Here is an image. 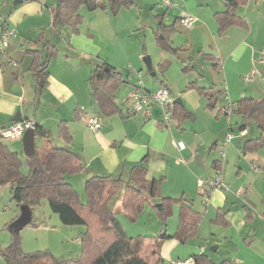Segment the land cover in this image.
I'll use <instances>...</instances> for the list:
<instances>
[{
  "label": "crops",
  "instance_id": "0c3cea01",
  "mask_svg": "<svg viewBox=\"0 0 264 264\" xmlns=\"http://www.w3.org/2000/svg\"><path fill=\"white\" fill-rule=\"evenodd\" d=\"M56 3L57 0H0V29L8 27L17 33L15 37H11L3 52H0V129L14 122L16 113H19L22 119L42 125L52 142L69 147L83 164V169L79 172L66 175L69 176V182L74 176H84L86 179L92 175H110L126 181L133 165L141 162L147 169V178L161 179L163 184L170 177L169 169L173 166L171 164H175L172 153L186 156L193 172H198L200 165L207 168V171L209 169L212 173L209 176L217 169H223L222 180L227 188L201 191L202 200L199 206H195L193 196L186 194V187L182 188L180 196H176L173 188H165V193H162L165 196L190 199L193 208L201 212V218L194 236L184 242L175 238L166 239L161 245L160 255L170 263L174 259L203 254L210 260L209 264H220L223 260H229L233 264H264V188L257 190L254 185L260 174L250 169L251 180H245L238 179L239 173L234 175L226 172L227 168L237 165L241 169L251 166L255 168L257 165L262 167L263 170L260 171L264 174V145L257 148L245 145L247 139L259 136V129L256 127L253 131L246 130L245 118L241 119L239 124L235 121L240 132L239 138L232 143L228 140L225 144H219L218 138H214L209 147L210 150L223 146L224 160H221L219 151L208 150L204 154L202 165L195 141L189 148L184 144L183 149H178L173 144V140H181L180 134L168 122L164 123L160 106H152L150 115H141L133 110L132 105L124 104L125 100H119L120 93L116 88V109H108L106 99L93 92L90 83V88L84 84L86 80L89 82L92 68L104 61L120 71L129 84L128 90L136 76L142 77L139 59L132 61L126 54L125 59L121 61L124 51L115 43L116 40L111 41L112 35L118 34L117 22L124 21L128 26L134 25L132 6L121 9L116 14L110 13L108 9L87 10L81 7L79 12L82 20L79 31L77 34L68 35V28L62 27L56 31L51 25L52 9ZM166 7L176 8L174 14L177 15L173 21H166L165 12H158L155 14V22L159 25V19L164 24L176 21L175 30L178 23L187 29L186 37L179 42L178 46L183 49L178 52L177 57L180 62L189 56L193 57L190 64L192 68L189 69L192 76L188 78L185 88L180 89L186 102L171 95L168 77L162 76L159 80V86L169 89L173 102L180 99V102H176L187 110L184 116H173L171 112V117L178 120L176 126L183 129L180 120L192 113L188 107L199 105L204 97L195 85L210 87L211 91L224 89L217 98L214 113L216 117L222 111L221 106L236 101L244 93V88L240 87L241 80L249 82L257 73L261 76V68L259 71L251 64L255 59L258 64L264 66L260 61L264 49V0H245L244 4H239L236 11L244 17V24L233 23L222 31L218 28L215 13L224 10V0H172V4ZM124 11L127 13L124 14ZM184 15L194 17L189 27L176 20ZM123 16H126L124 20L121 19ZM151 21L150 19L149 22L154 27L155 22ZM136 23L139 25V18ZM196 32L205 33L209 39L203 40L207 46L203 45L190 53L189 47L192 49L191 43ZM217 35L220 42L214 44ZM53 48L54 55L49 58L46 66V83L39 86L32 74V59L45 58ZM81 48L84 50H80ZM203 53L208 57L202 56ZM73 56L81 59L79 69L82 72L74 77L70 75V69L65 70L62 67V64ZM197 56L213 61V72L217 73V77L219 73L221 75L219 82L212 80V84H206L203 73L197 69ZM166 61L165 65L161 64L163 68L170 63V60ZM252 69V77L245 80L244 76ZM223 74L228 81L227 86L222 82ZM189 83L193 84L190 88ZM83 108L92 109L90 114L98 115L100 128L93 131L85 127L84 118H81L79 112ZM230 120L231 116L230 129H234V123ZM60 123L66 124L71 134L69 142L59 133ZM35 138L36 136L34 141ZM123 185L121 182L116 200L113 201V197L109 201L114 202L113 206H121ZM253 190L260 194L258 198L252 195ZM200 204L203 206L200 207ZM172 208L171 216L176 212V221L171 228L166 223L168 233H173L178 223V205L175 203Z\"/></svg>",
  "mask_w": 264,
  "mask_h": 264
},
{
  "label": "trees",
  "instance_id": "16d2710c",
  "mask_svg": "<svg viewBox=\"0 0 264 264\" xmlns=\"http://www.w3.org/2000/svg\"><path fill=\"white\" fill-rule=\"evenodd\" d=\"M133 2L134 0H57L52 9L51 25L56 31L66 27L68 35L76 34L82 20L79 12L81 7L87 10L108 9L110 13L116 14L121 9L131 7ZM244 3L245 0H224V10L215 13L220 31L233 23L244 24V17L238 15L236 11L237 6ZM181 17L176 20L180 22ZM175 23L176 21L164 24L159 19V25L154 30L158 35L155 37L157 44L164 49L172 50L173 53L183 49L170 45ZM54 52L53 48L45 58L32 59V74L39 86L46 83V66ZM205 54L202 56L205 57ZM192 59L193 57L189 56L181 60L184 71L192 68L190 65ZM88 80L92 91L104 97L108 109L115 111L114 92L119 84L125 81L120 71L104 61L92 68ZM191 86L193 84L189 83L188 88ZM138 87L139 85L131 84V88ZM195 87L205 97V105L210 109L216 106L218 96L224 92L223 88L211 91L210 87L196 85ZM229 105L231 112L241 113L242 118H253L260 131L259 136L247 139L245 145H250L251 148L264 145V92L257 98L241 96ZM167 107L173 116H184L187 113L184 106L176 101ZM221 107L224 111L225 105ZM224 113L226 114L225 111ZM34 125V137H40L42 142L39 145L35 144L34 152L25 157L28 167L25 173L21 170L22 163L18 153L6 146L0 138V184L9 185L11 197L18 205L25 203L31 209L45 198L50 210L58 215L61 223L83 225L84 230L79 235L81 252L66 259L57 258L47 249L24 252L20 247L19 230L10 228V241L0 250L5 264H157L162 259L160 248L166 239L175 238L179 242H184L195 235L201 212L193 208L190 199L163 195L160 192L161 179H148L147 169L141 162L133 165L126 181L110 175L87 177L84 181L86 200L80 201L77 191L66 180V175L83 169L80 158L69 147L54 144L42 125L38 123ZM227 126L229 129L232 128L230 122ZM59 133L65 141H70L71 134L66 124H59ZM121 182L124 184L120 197L121 208L132 220L136 218L145 202H152V208L163 224L155 235L141 238L125 233L114 210L108 205L116 196ZM175 203L178 205V223L174 232L168 233L164 226ZM191 257L194 264L210 263L203 254ZM220 264L233 263L223 260Z\"/></svg>",
  "mask_w": 264,
  "mask_h": 264
},
{
  "label": "rangeland",
  "instance_id": "374dc122",
  "mask_svg": "<svg viewBox=\"0 0 264 264\" xmlns=\"http://www.w3.org/2000/svg\"><path fill=\"white\" fill-rule=\"evenodd\" d=\"M131 6V8L133 9V15H135L134 25L128 26L125 24L124 21L117 22L118 34L116 36L112 35L111 38V41L116 40L115 43L120 47V49L124 51L120 59L121 61L125 59L126 54L127 57H129L132 61H137L139 59V63L141 64L142 77L140 78L136 76V78L133 79L131 82H134L135 84L139 85L144 89L146 88L150 90H155L160 84V78H162V76H164V78L168 77V87L171 90V95L174 98L180 97V99H183L184 102H186L187 100L182 95L180 89L185 88L188 78L192 76V72H190L189 70H183L181 62L177 57L178 52H176L175 54L172 50L164 49L157 44L155 37H157L158 35L156 31L154 32V30L157 29V22H155V14L158 12H165V20H169V22H172L174 17L177 15L174 14L176 8H167V5L163 3L162 0H134ZM123 13L126 14L127 12L124 11ZM125 17L126 16H123L121 19L124 20ZM137 18H139L140 21L139 25L138 23H136ZM150 19L152 20L151 22H155L154 27L149 22ZM262 29L264 33V26ZM186 32L187 29L181 27V25L178 23L176 26V30L171 34L170 45L172 47L178 46L179 42H182L183 38L186 37ZM218 35L216 37V41L214 40V44L220 42ZM10 39L11 38L8 39V43H10ZM208 39L209 37L205 33L196 32L191 43L192 49L189 47L190 53L195 52L197 48L202 47L203 45L207 46L205 45V43H203V40ZM6 46L7 45L3 46V48H6ZM80 50H84V48H81ZM146 56L150 57L151 69H148L145 64L143 57ZM166 60H170V63L167 67L163 68L161 64L165 65L167 63ZM197 61L199 62V65H197V69L198 71L203 73V79L206 84H212V80H216L217 82L220 81V73L217 77V73L215 74L213 72L214 70L212 68V60H204L197 56ZM80 63L81 59L77 56H73L69 60L64 62L62 64V67L65 70L70 69V75H73L72 77H74L82 74L79 69ZM252 63L253 64H251V66L253 65L257 69L261 68L262 77L260 76V74L257 73L255 74L256 76H254V78H252L249 82L241 80L240 87L244 88V93H242L241 96H251L257 98L261 96V94L264 92V66L258 64L255 59L252 60ZM152 71L155 72V74H151ZM125 77H127L126 74ZM124 80L125 81L119 84V86L117 87L120 93L119 100H125L124 104L133 106L134 100L132 98H127V92L129 91L127 85L129 84L127 83L126 79ZM138 80H140L139 83ZM226 81L227 79L223 74L222 82H224V84L227 86L228 81ZM88 83L89 82L86 80V84L84 85L85 87L90 88ZM77 108L78 107H76V109ZM188 108L191 110L192 113L191 115L185 116L180 120L183 129L176 126L178 120L174 119V117H171V111L168 123L171 125L172 128L178 131V133L180 134V139L187 146V148H189L188 146L192 144L193 141H195L194 143L198 148L197 153L202 158L201 164L204 165V154L207 153V151L209 150V147L211 146L214 138H218V143L222 144L221 142L224 140L227 131L231 132L232 134V137L230 138L231 143L234 142L237 138H239L238 135L240 132L237 130L235 121H237V123L239 124L241 122V119H243L242 114L232 111L229 115H226L222 110L215 117L214 113L216 110V106L212 109L206 107L204 103V97H202L199 105ZM70 110L72 112V108ZM91 110L83 108L80 109L79 112L81 113V118H84L83 122L86 124L85 127H88L90 130H93L88 126L85 120L86 116L92 113ZM135 112L141 115L143 114L142 111ZM230 116V121L234 123V129L227 128V120ZM245 121L246 130L253 131L254 129H256V122L253 118H245ZM0 138L6 146L18 153L22 163L21 170L23 173L27 172L28 167L25 161V155L23 154L21 137ZM35 141L38 145L42 142L40 140V137L38 136H36ZM220 149H222L225 153V148L223 146H218L217 149L210 150L211 152H215L216 150L219 151ZM172 156L173 160L175 161V164L172 163L171 165L173 166L169 169L170 177L163 184H161V193H165V188H167V190L173 188V192H175L176 196H180L182 188L186 187V194L193 196L195 206H199L198 204L201 203L202 200L200 192H203V188L198 183L200 181H207L215 175V172L212 176H209L212 173L209 172V169L207 171V168H204L201 165L199 166L201 168L198 169V172H193V170H191L190 166L188 165L189 161H186V159H188L186 156L174 153H172ZM180 156H183V158L185 157L183 161L178 160ZM220 158L221 160H224L225 157L220 156ZM240 158L242 159V155ZM238 166L239 165L234 168H227V174L233 173L234 175H236V173H239L237 176L238 179L251 180L252 170L254 173L260 174L259 176H257V180L255 181V187L257 188V190L259 188H264V174L262 173L263 171H260L263 170L261 169L262 167L260 168L255 165V168L251 166L248 168L243 167L241 169ZM221 171L223 173V169ZM66 180H69V176H66ZM84 181V176H74L70 181L72 183L73 188H75L78 193V199L82 202L86 200ZM257 190H253L252 193L255 198H258L260 196ZM116 197L117 196L113 198V201L116 200ZM113 203L114 202L111 201L109 203V207L114 210L125 233L128 235L138 236L141 238H149L155 235L163 227L160 217L152 208V202H145L140 211L137 213V216L134 220L129 218L124 213L121 206H113ZM201 205L202 204H200V207ZM19 212V205L14 199H12L9 185L0 184V250L9 243L11 238L10 224L13 219H15L19 215ZM175 221L176 212L173 214V216L170 215L167 218V226H169L170 228L174 227ZM205 221L207 220L205 219ZM79 230L80 232H82L84 230V226L80 224L66 225L61 223L58 218V215L50 210L46 199L43 198L38 204L34 205L31 208V220L24 226H22V228L19 230L20 247L24 252L47 249L50 250L51 253L59 259L75 257L81 252ZM0 264H5L1 255ZM157 264L171 263L167 260L162 259Z\"/></svg>",
  "mask_w": 264,
  "mask_h": 264
},
{
  "label": "built area",
  "instance_id": "2783aa9c",
  "mask_svg": "<svg viewBox=\"0 0 264 264\" xmlns=\"http://www.w3.org/2000/svg\"><path fill=\"white\" fill-rule=\"evenodd\" d=\"M163 3L166 5L172 4V0H162ZM194 20V17L192 15H184L180 18V23L185 26L189 27ZM17 33L14 29L3 27L0 30V52H3V46L8 44V39L11 37H15ZM260 61L264 63V50L261 52ZM254 73V70L252 69L249 74L244 76L245 80H249ZM127 98H132L134 100L133 102V110L134 111H142L144 115H150L151 108L154 105H158L161 107L162 110V116L164 119V123L169 121L170 118V110L168 109L169 105L173 103V99L170 96L169 89L165 86H159L155 90H147L142 87L138 88H131L127 92ZM226 115H229L231 112V107L229 103L225 104ZM88 126L93 129L97 130L100 127V121L99 117L96 114H89L85 118ZM229 123V118H228ZM34 123L31 120L22 119L20 121H14L10 125L3 127L0 129V136L5 138H17L21 137L23 132L27 128H34ZM232 137L231 132L227 131L224 140L222 141L223 144H225L230 138ZM173 144L178 149L184 148V143L182 140H173ZM219 154L221 157H224V151L222 149L219 150ZM178 160L183 161L184 158L179 157ZM203 190H207L209 192L211 189L214 188H223L226 189L227 185L222 180V171L221 169H217L215 171V175L208 179L207 181H200L198 183ZM193 258L191 256L182 258V259H174L171 260V264H192Z\"/></svg>",
  "mask_w": 264,
  "mask_h": 264
},
{
  "label": "water",
  "instance_id": "95a60500",
  "mask_svg": "<svg viewBox=\"0 0 264 264\" xmlns=\"http://www.w3.org/2000/svg\"><path fill=\"white\" fill-rule=\"evenodd\" d=\"M15 3V2H14ZM145 64L148 69H151V61L150 57L146 56L144 57ZM151 74H154L152 71ZM174 101V100H173ZM175 101L180 102V99H175ZM13 120L20 121L22 120V117L19 115V113H16L14 115ZM21 141H22V149L26 156L32 154L34 152V128H27L23 134L21 135ZM19 215L11 222L10 228H12L15 231H18L24 226L26 223H28L31 220V209L28 207L27 204L23 203L19 205Z\"/></svg>",
  "mask_w": 264,
  "mask_h": 264
}]
</instances>
